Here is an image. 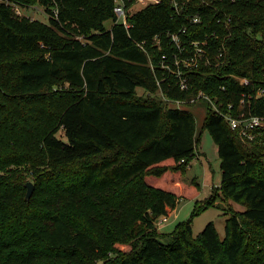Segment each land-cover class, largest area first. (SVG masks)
Wrapping results in <instances>:
<instances>
[{
    "label": "trees",
    "instance_id": "trees-1",
    "mask_svg": "<svg viewBox=\"0 0 264 264\" xmlns=\"http://www.w3.org/2000/svg\"><path fill=\"white\" fill-rule=\"evenodd\" d=\"M115 1L0 0V264H264V146L243 142L207 103L201 129L221 179L203 209L220 199L243 210L224 212L223 239L212 221L196 236L183 221L166 241L155 228L200 189L183 175L201 132L188 107L169 102L201 89L235 110L264 87V0L196 3L179 15L161 0L130 11L127 28ZM33 4L48 23L14 12ZM195 10L203 20L193 25ZM184 26L185 39L215 30L211 50L230 36L226 60L200 62L181 90L160 60L173 50L167 33ZM244 110L264 115V96Z\"/></svg>",
    "mask_w": 264,
    "mask_h": 264
},
{
    "label": "built area",
    "instance_id": "built-area-1",
    "mask_svg": "<svg viewBox=\"0 0 264 264\" xmlns=\"http://www.w3.org/2000/svg\"><path fill=\"white\" fill-rule=\"evenodd\" d=\"M159 1L161 0H133L131 6L127 7L122 0H116L113 7V11L116 15V22H121L127 28L130 25L128 21V13L130 11L137 10L149 3H157ZM221 1L223 0H169L177 15L185 11V7H193L196 3L209 8H215L216 2ZM229 1L233 2L235 0ZM230 18V16L219 17L217 23H221L227 28L230 23ZM186 19L188 23L193 25L198 24L203 20L199 10H195L193 13H187ZM185 32L186 26L182 27L177 32L167 33L169 44L173 50L171 53L162 54L160 60L161 67L168 70V73L174 78L175 83L181 90H186L190 87L189 72L190 70L197 68L198 65H200V62H202L204 66H217L226 60L227 52L224 46L225 42L223 41L226 37L230 36V33H227L221 38V46L211 50L210 41L213 39L217 40L220 37L215 30L206 34L204 37L192 39H185V37H183ZM155 42L158 43V39H155ZM238 80L242 85H252L246 78H238ZM223 88L224 87H222V89ZM250 93V98L248 97L246 102L244 101V97L239 100L238 106L235 110L233 109L232 103H227L226 109L223 110L222 102L217 103L215 98L211 97L201 89L194 93L188 100L180 99L170 102L176 104V106L173 107L183 108L185 106H181V104L203 101L210 105L217 114L224 118L229 128L232 131H235L243 142L264 146V115H256L250 111L244 110V105H250L251 98L256 99L264 96L263 85L258 84L254 87V92ZM167 216L168 215L159 216L156 219L155 224L160 225L161 222L167 220Z\"/></svg>",
    "mask_w": 264,
    "mask_h": 264
},
{
    "label": "rangeland",
    "instance_id": "rangeland-1",
    "mask_svg": "<svg viewBox=\"0 0 264 264\" xmlns=\"http://www.w3.org/2000/svg\"><path fill=\"white\" fill-rule=\"evenodd\" d=\"M139 8V7H136ZM14 12L20 16H27L31 19H38L48 23V14L44 7L39 4H33L27 7L14 6ZM110 20L106 21V25L109 26ZM137 92L143 93V89L138 87ZM187 104H190L189 106ZM184 103L181 106L188 107V109L194 114L196 120V127L200 134V141L198 144L196 157L190 161L187 166L183 178L185 181L195 179L200 189L198 193L190 197L186 195L181 197L175 207V209L168 214L167 220L155 224V228L160 233L158 236L162 241H166L176 226L187 220H191V230L193 236H196L204 226L212 221L216 227L218 235L221 239L224 238V225L225 219L228 214L227 209L231 208L235 210H243V206L231 201H223L217 199L213 206H209L203 209V202L206 197L211 194L213 186H218L221 179L220 160L217 154V146L212 140L210 134L206 129H201L202 122L206 114V104L201 101L194 103ZM170 106H176L174 102H169ZM56 136L65 140L62 130L56 133Z\"/></svg>",
    "mask_w": 264,
    "mask_h": 264
},
{
    "label": "water",
    "instance_id": "water-1",
    "mask_svg": "<svg viewBox=\"0 0 264 264\" xmlns=\"http://www.w3.org/2000/svg\"><path fill=\"white\" fill-rule=\"evenodd\" d=\"M26 198H29L33 191V183L31 181H27L26 184Z\"/></svg>",
    "mask_w": 264,
    "mask_h": 264
}]
</instances>
